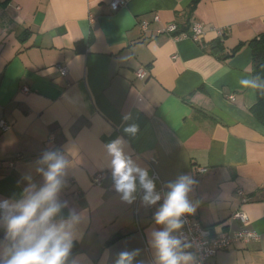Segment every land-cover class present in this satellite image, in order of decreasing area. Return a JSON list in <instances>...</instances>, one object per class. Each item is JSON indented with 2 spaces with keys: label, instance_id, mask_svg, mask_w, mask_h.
<instances>
[{
  "label": "crops",
  "instance_id": "obj_1",
  "mask_svg": "<svg viewBox=\"0 0 264 264\" xmlns=\"http://www.w3.org/2000/svg\"><path fill=\"white\" fill-rule=\"evenodd\" d=\"M109 2L0 0V120L8 124L0 131V200L19 196L24 174L41 181L34 168L44 150H66L73 166L61 199L86 214L73 255L113 264L118 252L139 249L134 264H155L148 233L158 205L143 206L141 194L123 202L107 169L104 145L124 136L161 192L179 175L196 179L191 217L212 235L258 234L217 251L215 264H264V126L249 111L255 90L238 83L251 77L247 41L264 32V0H126L115 11ZM166 22L178 31L199 22L205 32L199 41L156 33ZM209 26L228 27L215 54ZM139 67L142 80L133 74ZM125 123L139 125L135 137L123 133ZM237 210L246 223L231 217Z\"/></svg>",
  "mask_w": 264,
  "mask_h": 264
},
{
  "label": "clouds",
  "instance_id": "obj_2",
  "mask_svg": "<svg viewBox=\"0 0 264 264\" xmlns=\"http://www.w3.org/2000/svg\"><path fill=\"white\" fill-rule=\"evenodd\" d=\"M238 83L252 90L264 88L259 76L242 77ZM131 119L130 113L122 117L124 122ZM138 132V124L125 123L124 134L135 137ZM129 147L124 136L106 143L107 169L113 188L123 202L132 204L141 194L143 206L158 205L153 214L157 227L148 233L155 264H198L196 254L190 251L193 243L181 232L186 223L184 217L194 215L197 210L198 203L189 199L196 179L189 174L179 175L161 192L148 168L141 166L126 150ZM72 166L70 152L48 148L35 161L34 171L41 181H35L31 173L24 174L22 180L26 186L19 196L0 200V229L4 232L0 239V264H82L72 250L75 242L83 237L81 225L86 214L68 208V202L61 199ZM65 208H68L66 216L62 212ZM139 252V249L122 250L116 254L113 264H134Z\"/></svg>",
  "mask_w": 264,
  "mask_h": 264
},
{
  "label": "built area",
  "instance_id": "obj_3",
  "mask_svg": "<svg viewBox=\"0 0 264 264\" xmlns=\"http://www.w3.org/2000/svg\"><path fill=\"white\" fill-rule=\"evenodd\" d=\"M125 3L126 0H110L109 7L111 10L115 11L124 6ZM154 20H159L157 15L154 16ZM147 26V21L140 22V28L142 31H146ZM208 30L215 33L217 38L222 39L228 32V27L209 26ZM155 32L173 34L175 39L187 37L193 41H199L203 37L205 31L199 22H192L185 31H178L177 25L174 22H166L162 26L156 28ZM56 67L60 75H66L68 69L65 64H58ZM133 74L136 78L142 80L146 77V70L144 67H139L134 70ZM26 90L27 89L24 88V91ZM7 127L8 124L4 120H0V131L5 130ZM16 159H18V155H16ZM10 164L12 165L13 161L10 162ZM153 176L156 177L155 173ZM101 178L102 174L97 173L93 177L94 184L99 185ZM238 193L240 195L242 194L240 191ZM245 200L246 198H244L243 201ZM231 217L238 219L242 223H246L248 220L247 215L241 210L234 211ZM184 219L186 220V223L181 229V232L189 241L193 243V248L190 249V251H193L196 254L198 264H215L213 256L217 251L226 249L237 241H248L258 238V234L250 230H237L232 233L212 235L210 230L203 226L198 220L193 219L191 216H186Z\"/></svg>",
  "mask_w": 264,
  "mask_h": 264
},
{
  "label": "trees",
  "instance_id": "obj_4",
  "mask_svg": "<svg viewBox=\"0 0 264 264\" xmlns=\"http://www.w3.org/2000/svg\"><path fill=\"white\" fill-rule=\"evenodd\" d=\"M197 2L194 0L193 5ZM244 43L240 42L235 47L230 49L225 57L231 56L235 53ZM248 46L251 49L252 53V70L251 77L259 76L260 83L264 84V32L258 35V37H254L247 41ZM224 49L222 45V41L217 38L214 40L210 51L215 54L217 51H222ZM256 93V101L249 108L250 113L254 116V118L264 126V88L255 90Z\"/></svg>",
  "mask_w": 264,
  "mask_h": 264
}]
</instances>
